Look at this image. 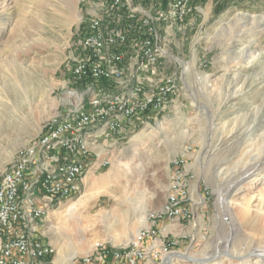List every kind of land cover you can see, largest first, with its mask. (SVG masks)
<instances>
[{"label":"rangeland","instance_id":"obj_1","mask_svg":"<svg viewBox=\"0 0 264 264\" xmlns=\"http://www.w3.org/2000/svg\"><path fill=\"white\" fill-rule=\"evenodd\" d=\"M57 1L38 6L36 0H0V178L17 151L32 144L48 122L85 106L98 95V87H105L103 82L98 87L82 82L68 69L77 56L82 21L111 18L118 11L99 0H77L74 14L67 17V5ZM137 1H131L133 6ZM194 1L198 7L184 18L157 23L160 54L155 66L138 71L139 40L128 45L123 63L116 66L123 76L108 83L110 94L132 90L142 78H147L146 90L153 91L160 80L165 83V73L171 74L165 78L175 83L177 93L164 110L129 128L123 138L100 139V160L108 163L94 173L88 170L78 194L48 206L45 216L32 224V238L52 247L53 264L60 244L55 243L59 220L52 211L76 203L89 180L116 170L119 180L81 208L85 229L64 243L73 254L67 264H80L97 243L124 251L138 233L150 234L155 213L148 211L162 209L174 159L181 161L186 178H195L187 194L192 215L179 220L182 228L176 224L173 236H156L164 220L156 223L155 233L138 237L147 253L143 262L159 260V252L164 259L178 251L206 258L203 264H264V258L246 254L264 250V0ZM141 7L156 14L151 2ZM108 58L106 51L96 56L101 63ZM16 77L34 86L28 103L15 96ZM146 127L153 129L151 134L146 130L133 138ZM244 172L249 176L234 183ZM167 241L173 242L165 252L160 244ZM170 264L195 263L181 259Z\"/></svg>","mask_w":264,"mask_h":264},{"label":"bare ground","instance_id":"obj_2","mask_svg":"<svg viewBox=\"0 0 264 264\" xmlns=\"http://www.w3.org/2000/svg\"><path fill=\"white\" fill-rule=\"evenodd\" d=\"M47 1L48 0H36L37 2L36 4L38 6H43L44 4L45 5L48 4ZM75 2H77V0H58L57 5L58 6L60 4L67 5L66 8H68L67 9L68 12L64 15H67V17H72L75 11V7H74ZM145 2H147V0H138L136 2L138 6L135 5L133 6V4L130 2V10L133 11V15H128V23H133L135 26L134 27L135 36L133 42H136L138 40L140 42V53L138 55V58L140 57L141 60H142L143 51L145 50L146 45L148 44V37H146L147 27L146 24H142V22H147L148 19L152 16L150 12H146L141 7V4ZM195 5L196 4L193 5L192 2H184V9L194 10ZM102 6L106 7L113 13L118 11L117 14L121 13L120 11L122 10H127V7L125 6V2L122 1H114L112 5H102ZM191 12L193 11H179V13L174 16L180 19V18H184ZM109 21H111V18L109 17L89 20V25L88 23H84L82 32L91 33V27H96V22H109ZM133 24H124V32H133ZM128 49H129L128 45H124V51L119 56V64L123 63ZM158 51L159 50L156 47V51L154 52L155 60H158L159 58L160 52ZM101 52L104 51L95 50V47H88V51H77V56L73 59V62L70 66H75V63H77V69L79 70L70 71V74H72L74 77H76L78 80L82 82H90L92 84L103 82L105 84L104 85L105 87L98 92V95L92 96L88 100L85 106L75 109L72 113H69L63 117L65 121L69 122L70 127L76 130H66L65 124H57L58 139L78 138V145L77 143H69V160L78 161V167H85V168H81V172H74L73 182L71 183L72 192H67V196H59L58 198L54 199L53 194L51 193L42 194V189L40 186L46 185V176H39V175L61 174L62 166L58 164H64V157L55 156V163H54V159H52L48 151H39V157L37 159H34V164H27V170H25V177H32V176H39V177L37 178V183H33V185L29 186V195L31 196L32 202L24 201L18 204V211H23V213L16 214L15 223H14V217L2 218V221L0 222V235L1 234L4 235L2 241L0 240L1 243L0 264H22V257L19 255L18 251H8V254H6V256H3L4 255L3 246L11 245V238L23 239V250L25 251H33V247L42 246V242L37 241L36 239L32 238V236L25 237V232L27 230L26 228L28 227L31 231V227L33 226L32 224L34 222L40 221L41 218L45 216L48 210V206L56 205L59 202L61 203V201L71 198L73 195H76L80 192L83 175L85 174L88 167L92 163L96 162L99 156V152L94 149L95 142L98 139L103 138L104 131L114 130L115 128H118L120 122L125 121L132 112L133 102L137 101V91L135 87L142 86L141 80H138V85L135 86L132 90H126L121 93L115 92L110 94L111 90L109 88H106V86H108V83H111V81L113 80L118 81L120 80L121 76H123L120 74V71L116 68V66H111V64H103V68H101V71L91 72L86 75L83 72V70H86L89 67L90 54H91L92 63H101L100 61L96 60V56H98V54ZM156 63L157 61L155 62V64ZM20 75L24 76L21 72ZM12 84H14L15 96L16 94H18L25 103H28V99H29L27 98L28 95L29 96L35 95L34 86L31 85L28 79L26 78L16 77L13 79ZM166 85H172L171 94L172 96H174L177 93L176 86L175 83L170 78H165V83L163 85L161 84V80H160L159 84H157V86L153 91H148L146 90L145 87H143L142 101H147V105H154V106H152L151 110H148L147 113L142 116L140 122H143L145 118L149 116L150 117L156 116V114L159 111L164 110L167 102L172 96H170L169 99H160L158 101L157 93L162 92L163 89H166ZM124 100H126V103H124L122 106L121 104H114L116 103V101H124ZM98 103L108 104V107H103V114H99V110L97 109ZM84 112H89V115H84ZM104 114L109 115L106 120ZM53 120L54 119H52L50 122H48L45 125L42 133L32 144H30L28 147L20 148L17 151L15 161L12 164L10 170L13 169V166L15 164H24L25 162L24 154L26 155L37 154V146H39V140H42V138L44 137V131L46 130L48 125H51V122ZM134 125L135 122H127L126 124L121 125L120 131L117 132L114 138L117 139L123 138L126 134V131L129 128L133 127ZM77 130H84V132L82 135L78 136ZM146 130H149L148 132H150L151 134L153 129L151 127H146L145 130L136 134L133 138L138 139L140 136L142 137L143 134H146ZM79 145L81 149L84 151L82 152V159H86V160H81V152ZM107 163L108 161L104 159L98 166L100 168L101 165H105ZM180 164L181 161L176 160V162H174L173 177L170 181L169 184L170 189L166 196L175 195L177 199L186 200V203H188V201H190L189 196H187V194L190 195V191L188 188H191L192 186L189 185V183L185 187L180 186L179 181L186 179L187 176L186 173L181 171ZM123 165L126 168L128 167L127 164L125 163ZM119 172H120L119 170H116L114 173L104 175L97 179L89 180L88 190L86 191L85 194L82 195L80 199L77 200L76 203L67 205L62 211H56V210L52 211L53 215L58 217L59 220V224L56 227V232H55V236H56L55 243L60 244L59 251L57 253L56 264H67L73 257V254H71L64 248V243L68 241L71 235H73L72 233H75L76 231L79 230H81L82 232L85 229V228L82 229V225L80 221L81 208H84L89 202V200H91V198L104 194L107 190H109L111 184H114L119 180ZM247 173L248 172H244L240 178L238 179L236 178L234 183L239 182L240 181L239 179H243L249 176V174ZM6 179H7V172L0 178V183L6 181ZM122 201H124V199H122L121 202ZM33 206L36 208V213L33 209ZM163 209H164V204L162 205L161 210ZM190 216L191 215L188 214H181L177 218L166 219V220L167 221L188 220ZM20 226H27V227H20ZM147 234H148V230L142 231L140 235L138 233V235L133 240L134 241L133 245L135 243H139L138 237L141 238L146 236ZM167 243H169V241H167ZM43 244H45V248H50V249H40V256H43L45 259H50L49 264H53L52 247L48 243H43ZM133 245L130 248L121 251V250H117V248L107 249L103 244L97 243L93 246L91 253L85 256L80 264H95L93 263V261H95L97 254L102 253L103 256H110L112 254H122L128 250H132ZM160 245L159 246L161 248H164V251L166 252L167 251L166 244L161 243ZM146 254L143 247L140 246V257L142 258V260L145 259ZM246 254H254V256H256L257 258L260 257L264 258V250L262 252L258 250H248ZM168 255H166L164 259H166ZM245 255L244 254L240 255V257H242L240 258V260H243ZM137 258H138V251L127 252V259H129L130 264H138L139 262H141V260H137ZM39 264H45V262H39Z\"/></svg>","mask_w":264,"mask_h":264},{"label":"built area","instance_id":"obj_3","mask_svg":"<svg viewBox=\"0 0 264 264\" xmlns=\"http://www.w3.org/2000/svg\"><path fill=\"white\" fill-rule=\"evenodd\" d=\"M114 1L125 0H99V5H112ZM131 2V0H129ZM147 2L153 3L156 6V14L152 15L147 22H142L146 24L148 37V44L146 45L145 50L143 51L141 64L138 65V71L142 69H149L152 66H155V62L158 60L154 59V52L158 46L157 34H158V25L157 23H164L167 19L171 18L174 15H177L179 11H193L185 10L184 2H194V0H147ZM124 12L126 15H124ZM111 16V21L109 22H96V27H91V33H83L78 37L76 44V51H88V47H95V50L106 51L109 54V61L106 63H92L91 54L89 60V67L83 72L86 74L96 71H101L103 64H111V66L119 65V56L124 51V45H131L134 41V24L128 23V15H133V11L130 10V6H127V10ZM123 19H126L124 22ZM89 20H95V18H88L82 23H88ZM124 24H133V32H124ZM69 71H76L77 63L75 66H69ZM165 77H171V74L165 73L162 75V81H165ZM148 84L147 78H142V86L135 87L137 91V101L133 102L132 112L125 121H121L118 128L114 130L104 131L103 138L114 137L117 132L120 131V126L126 124L127 122H135V127L139 125L142 116L147 113L148 110H151V107L154 105H147V101H142V91L143 87ZM171 86L166 85V89H163L162 92H158V101L160 99H169L171 94ZM156 101V102H158ZM155 102V104H156ZM126 103L124 101H116L114 104H121V106ZM103 107H108V104H99L97 109L99 114H103ZM84 115H89V112H84ZM105 115V114H104ZM109 115H105V120ZM57 124H65L66 130H76L70 127L68 121L61 116H57L51 122V125H48L44 131V137L42 140H39V146H37V154L34 155H25L24 164H15L13 169L7 172V179L4 182L0 183V222L2 218L5 217H14V223L17 213H23V211H18V204L24 201H31V196L29 195V186L33 183H37V178L39 176H46V185L40 186L42 189V194L51 193L53 198L56 199L59 196H67V192L71 191V183L73 182L74 172H81V168L78 167V161L69 160V143H77L78 138L76 139H58L57 138ZM78 136L82 135L84 130H77ZM81 160L82 152H84L80 145ZM39 151H48L52 159L55 156H63L64 164H58L62 166L61 174H49V175H39L32 177H25V170H27V164H34V159L39 157ZM176 162V159L173 160ZM195 181L194 177H187L179 181L180 186H187L188 183H193ZM164 209L163 210H150L148 212L155 213L154 225H152V231L147 236L155 233L156 223L159 221H164L166 219H174L180 216L181 214L192 215L191 203H186V200H179L175 195L165 196L164 199ZM33 209L36 213V208L33 206ZM35 233H30V229H27L25 232V237L34 236ZM173 241L166 243V248ZM142 242L135 243L132 250H128L122 254H112L110 256H103L102 253L96 255L95 264H130L129 259H127V252L138 251L137 260H141L140 257V246ZM4 255L8 254V251H18L19 255L22 257V264H39V262H45V258L40 256V249H50L45 248V244L42 243V246L33 247V251L23 250V239L11 238V245H5ZM159 259H162V252H159Z\"/></svg>","mask_w":264,"mask_h":264},{"label":"crops","instance_id":"obj_4","mask_svg":"<svg viewBox=\"0 0 264 264\" xmlns=\"http://www.w3.org/2000/svg\"><path fill=\"white\" fill-rule=\"evenodd\" d=\"M196 7H198V5H196ZM191 16V15H190ZM170 31H171V29H170ZM96 84H98V85H96V87H98V86H101V85H99L100 83H96ZM101 89H103V87L101 86L100 88L98 87V92L101 90ZM102 139V138H101ZM99 140L100 139H98L96 142H95V146H94V149L96 150V151H98L99 152V156H98V158H97V160H96V162H94V163H92L89 167H88V169L86 170V172L85 173H87L88 172V170H90V169H93V170H91L92 171V173H94V170L95 169H97V168H99V166L98 165H100V163L102 162V160H100V153L102 152V149H99ZM100 160V161H99ZM99 163V164H98ZM85 175V174H84ZM167 223H165L164 225L162 224V226H161V228L159 229L160 231H158V233H157V237H163L164 235H167V236H169V235H174V233H173V231L174 230H176V224L177 225H179L181 228H182V226L180 225V224H182V222H179V221H177V220H171V221H166ZM180 228V229H181ZM171 237V236H170ZM163 259V258H162ZM162 259H159V260H153L152 258H147V260H145L143 263L141 262V263H139V264H162Z\"/></svg>","mask_w":264,"mask_h":264},{"label":"water","instance_id":"obj_5","mask_svg":"<svg viewBox=\"0 0 264 264\" xmlns=\"http://www.w3.org/2000/svg\"><path fill=\"white\" fill-rule=\"evenodd\" d=\"M184 260L188 263H195V264H203L206 263V258H197V257H191L189 255H186L182 252L173 251L171 252L166 259L162 261V264H170L173 260Z\"/></svg>","mask_w":264,"mask_h":264},{"label":"trees","instance_id":"obj_6","mask_svg":"<svg viewBox=\"0 0 264 264\" xmlns=\"http://www.w3.org/2000/svg\"><path fill=\"white\" fill-rule=\"evenodd\" d=\"M196 1H199V0H196Z\"/></svg>","mask_w":264,"mask_h":264}]
</instances>
